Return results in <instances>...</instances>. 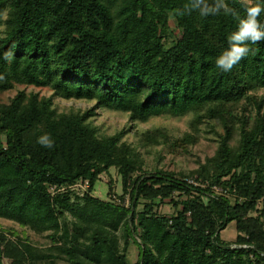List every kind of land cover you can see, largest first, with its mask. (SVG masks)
<instances>
[{
  "label": "trees",
  "instance_id": "obj_1",
  "mask_svg": "<svg viewBox=\"0 0 264 264\" xmlns=\"http://www.w3.org/2000/svg\"><path fill=\"white\" fill-rule=\"evenodd\" d=\"M187 2L0 0V12H8L0 18V52L15 51L11 63L0 58V93L17 86L52 92L21 90L0 102V218L52 239L42 249L2 232L0 264H132L130 242L139 251L134 264H264V98L257 95L264 90V42L223 72L216 59L238 20L223 12L179 15ZM227 3L245 15L241 0ZM259 20L264 24V13ZM56 98L96 104L59 112ZM247 104L251 113L243 112ZM101 109L135 124L194 115L195 128L208 120L223 133L216 154L191 176L145 173L125 131L101 135L94 124ZM46 134L54 147L37 142ZM193 139L170 147L187 152ZM141 141L154 147L170 138L156 129ZM111 169L121 175L122 194L94 197ZM190 178L203 186L189 185ZM86 183V191L77 188ZM231 223L237 235L227 242L221 233Z\"/></svg>",
  "mask_w": 264,
  "mask_h": 264
},
{
  "label": "rangeland",
  "instance_id": "obj_2",
  "mask_svg": "<svg viewBox=\"0 0 264 264\" xmlns=\"http://www.w3.org/2000/svg\"><path fill=\"white\" fill-rule=\"evenodd\" d=\"M170 25L172 29H175L172 21ZM21 90H25L27 93H39L40 96L45 97H50L52 95L49 89L17 86L11 91L0 93V102L9 104ZM257 95L264 98V90H261ZM54 102L59 112H68L71 110L85 111L91 109L96 104L95 102L65 100L61 98H56ZM244 107L246 109L243 112L247 113H251L254 109L251 104H247V106ZM98 113V116L94 118V124L99 128L101 135L112 136L125 131L123 140L140 153L143 160V171L145 173H153L161 170L173 173L177 175V177L183 174L191 176L202 164L204 165L209 158H212L216 154L220 140L219 134L223 133V128L220 124L216 125V123L208 120H204L202 123L197 124L195 128L193 124L194 115H187L182 118L161 116L152 118L146 123L135 124L129 121V116L127 114L106 109H101ZM156 129L166 131L170 138V143H162L154 147L143 146L144 143L141 141L142 134ZM186 135H191L194 139L188 145L187 152L177 154L171 149V143H174L177 139L183 138ZM237 140L236 138L232 145H237ZM111 189L114 190V193H118L119 195L122 194V178L117 169H111L109 173L101 176L95 186V191L93 193L94 197L101 200H108L110 198L109 193ZM263 206V202L258 203V209H261ZM162 209L163 213L168 215H171L173 212V207L170 205H164ZM2 232H15L42 249H48L52 245L51 232L39 235L28 228H21L16 223L0 218V233ZM236 235L235 223H231L222 231L221 238L224 241L231 242L235 240ZM119 237L121 239L120 245L123 247L124 237L122 236V231L119 232ZM138 256L139 251L137 246L130 242L128 248L130 263H136Z\"/></svg>",
  "mask_w": 264,
  "mask_h": 264
},
{
  "label": "clouds",
  "instance_id": "obj_3",
  "mask_svg": "<svg viewBox=\"0 0 264 264\" xmlns=\"http://www.w3.org/2000/svg\"><path fill=\"white\" fill-rule=\"evenodd\" d=\"M241 3L245 11L243 17L229 6L227 0H188L178 13L179 15H191L193 12H198L200 16L208 17L217 16L223 12L238 20L237 29L227 37L228 48L216 59V67L223 72H230L243 59L250 55L255 56L257 49L250 45L264 42V24L259 20L261 14L264 13V5L252 3L251 0H241ZM7 15L6 9L0 12V18ZM0 58L11 63L15 58L14 49L9 48L7 51L0 52ZM3 79L4 76L0 75V80ZM37 142L44 147H54V141L47 134L40 137Z\"/></svg>",
  "mask_w": 264,
  "mask_h": 264
},
{
  "label": "built area",
  "instance_id": "obj_4",
  "mask_svg": "<svg viewBox=\"0 0 264 264\" xmlns=\"http://www.w3.org/2000/svg\"><path fill=\"white\" fill-rule=\"evenodd\" d=\"M185 182H187L189 185H192L194 187L203 186V185H201L199 182H197L194 179H185ZM78 187H81L83 189V191H86L88 189V187H89V184L86 183L84 185H77V188ZM212 189H213V191L216 194H223L224 193V191L221 188L217 187V186L212 187ZM177 196H179V194H177ZM262 202H264V199H262L260 201V203H262ZM126 205L128 206L129 205V202H126ZM188 216H190V213L188 214Z\"/></svg>",
  "mask_w": 264,
  "mask_h": 264
}]
</instances>
